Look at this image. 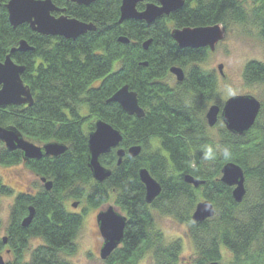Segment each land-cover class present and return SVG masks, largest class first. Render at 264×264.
Returning a JSON list of instances; mask_svg holds the SVG:
<instances>
[{
  "label": "trees",
  "instance_id": "16d2710c",
  "mask_svg": "<svg viewBox=\"0 0 264 264\" xmlns=\"http://www.w3.org/2000/svg\"><path fill=\"white\" fill-rule=\"evenodd\" d=\"M51 1L65 15L96 30L66 40L34 33L26 24L14 29L5 7L9 0H0V62L22 40L32 48L15 53L12 60L25 67L21 79L33 98L31 107L0 109V126L15 128L36 144L67 146L58 159L24 162L20 151L9 152L0 143L1 166L22 165L52 183L50 192L41 186L35 195L15 196L4 232L7 244L0 238V257L12 259L4 264H67L65 257L75 252L84 216L69 212L66 201H84L98 209L112 195L127 222L122 244L106 264H136L146 254L154 264H180L182 244L165 241L155 227V214L187 226L195 264H264V63L249 61L242 71L244 85L262 91L254 126L242 136L234 135L219 117L213 135L206 113L211 105L222 108L223 102L216 75L201 67L210 52L180 49L171 38L173 29L222 24L227 31L250 24L264 43V0H250V10L241 0H184L180 10L151 25L135 20L118 24L121 0H97L87 7ZM143 7L138 4L137 10ZM120 37L129 43H119ZM148 40L144 51L142 44ZM173 66L183 69L182 83H171ZM124 85L137 94L143 118L127 116L118 104L107 102ZM96 120L120 132V148L141 147L136 158L126 154L120 166L115 150L100 157L111 171L101 184L93 181L87 167L88 134ZM229 162L244 173L246 194L240 204L220 181L221 169ZM142 168L161 186L150 205L138 178ZM186 175L204 184L194 188L185 183ZM13 194L0 178V198ZM202 200L211 202L215 215L195 223L192 214ZM29 207L35 210L34 218L22 228ZM31 240L42 244L30 251Z\"/></svg>",
  "mask_w": 264,
  "mask_h": 264
},
{
  "label": "water",
  "instance_id": "95a60500",
  "mask_svg": "<svg viewBox=\"0 0 264 264\" xmlns=\"http://www.w3.org/2000/svg\"><path fill=\"white\" fill-rule=\"evenodd\" d=\"M67 1L78 6L87 7L97 0ZM153 1L145 3L143 10L138 11L137 5L143 3L144 0H121L118 24L128 20H135L151 25L156 20L177 12L185 4L184 0ZM5 7L8 14V22L14 29L26 24L34 33L66 40H76L78 37L96 30L91 23H84L65 15V10L57 8L51 0H9ZM54 13H58L60 16L55 17ZM225 36L226 29L222 24L171 30V38L180 49H208L209 52H214ZM118 42L128 44L129 40L120 37ZM150 43L151 40L143 43L145 51L148 50ZM29 51H32V48L22 40L16 48L10 50L5 60L0 62V109L9 106L26 105L31 107L33 105L30 89L21 79L25 67L14 63L12 60V55L15 53ZM142 66L147 67V64L143 63ZM222 69L223 65H218L217 70L220 75H222ZM169 73L178 83H182L185 78L183 69L176 66L171 67ZM107 102L118 104L127 116H135L138 119L144 117V111L139 106L137 94L131 91L128 85L122 86ZM260 109L261 103L255 97L251 95H235L225 100L222 108L218 105H211L208 108L206 113L207 125L209 128H213L220 117L228 132L242 136L254 126ZM121 142L122 136L120 132L111 125L102 120L94 122L93 131L88 134L87 167L91 172L93 181L97 184L103 183L111 176V171L100 163V157L115 150L118 158L116 165L120 166L126 154L131 158H136L140 154V146H133L125 151L120 148ZM0 143L9 152L20 151L24 162L29 160L39 161L43 158L58 159L67 151V146L58 142H49L37 146L26 140L18 130L12 127L0 126ZM138 178L145 189V202L150 205L161 193V186L145 168L138 171ZM184 181L194 188L204 184V182L198 181L189 175L184 176ZM220 181L232 189L233 200L237 204L242 203L246 190L244 173L241 167L232 162L226 163L221 169ZM40 182L47 192L51 191V182L44 178L40 179ZM71 207L76 209L78 203H73ZM34 214V208L29 207L28 215L21 221L22 228L29 227ZM214 215L215 208L211 202L202 200L196 204L192 220L195 223H203L213 218ZM96 222L103 239L100 259L106 261L122 244L127 218L116 212L112 207H108L97 214ZM3 244H7L6 237H3ZM0 264H4L3 257H0ZM209 264L219 263L213 262Z\"/></svg>",
  "mask_w": 264,
  "mask_h": 264
},
{
  "label": "rangeland",
  "instance_id": "374dc122",
  "mask_svg": "<svg viewBox=\"0 0 264 264\" xmlns=\"http://www.w3.org/2000/svg\"><path fill=\"white\" fill-rule=\"evenodd\" d=\"M244 1L246 10L251 9L250 0ZM249 61L264 63V43L259 39L258 31L254 26L245 24L243 26H230L226 31L224 40L216 47L214 52H210L207 60L201 65L203 70L214 73L218 80L219 99L224 103L228 98L235 95H251L258 100L257 95L260 89L256 87H246L242 79V71ZM223 65L222 75L217 67ZM175 81L173 77V83ZM260 101V100H258ZM218 128L212 129V134L216 135ZM31 142V141H30ZM33 143V142H32ZM37 146L41 144L33 143ZM164 154H166L164 152ZM0 178L4 185L13 189V196L0 198V238L5 237V230L9 224L10 208L15 196L19 193L34 194L41 187L40 180L22 165L4 167L0 165ZM91 185L86 186L88 191ZM78 200L69 199L66 201V208L69 212L83 215V226L76 239V249L74 254L65 257L67 264H106L99 257L97 252L98 241L96 235V215L112 207L116 212L123 213L114 205L113 195L111 199L98 209L90 208L84 201H81L76 209L71 205ZM155 227L160 231L167 243L180 241L182 252L180 264H195L196 252L192 244L189 230L183 223L172 218L161 217L155 214ZM42 243L40 240H31L30 251L36 249ZM225 253V249L223 248ZM4 262H11L12 259L3 256ZM136 264H154L151 255H144Z\"/></svg>",
  "mask_w": 264,
  "mask_h": 264
},
{
  "label": "flooded vegetation",
  "instance_id": "af4514ba",
  "mask_svg": "<svg viewBox=\"0 0 264 264\" xmlns=\"http://www.w3.org/2000/svg\"><path fill=\"white\" fill-rule=\"evenodd\" d=\"M146 0H144V2H145ZM141 3V4H143V6H144V4L145 3ZM154 2V1H153ZM147 3V2H146ZM144 8V7H143ZM169 17V16H168ZM80 21V20H79ZM155 23V22H154ZM146 24V23H145ZM142 47H143V44H142ZM149 48V47H148ZM144 50V49H143ZM206 50H208V49H206ZM145 51V50H144ZM147 64V63H146ZM175 79V78H174ZM176 81V80H175ZM4 146V145H3ZM40 180V179H39ZM42 184V183H41ZM41 186H43V184L41 185ZM10 188V187H9ZM13 190V189H12ZM38 192V191H37ZM37 192H35L34 194H30V195H35ZM25 194H28V193H25ZM80 202L81 201H78L77 203H78V205L80 204ZM97 216V215H96ZM95 224H96V235H97V241H98V250H97V252H98V254H99V257H100V250H101V247H102V245H103V239H102V237H101V235H100V233H99V229H98V225H97V222H96V218H95ZM121 246V245H120ZM120 248V247H119ZM119 248H117V249H119ZM116 249V250H117ZM111 256V255H110ZM108 260V259H107ZM106 260V261H107ZM106 261H104L105 263H106ZM5 263V262H4Z\"/></svg>",
  "mask_w": 264,
  "mask_h": 264
}]
</instances>
